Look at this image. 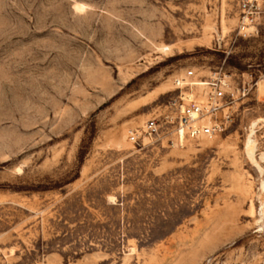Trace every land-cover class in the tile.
Wrapping results in <instances>:
<instances>
[{"label": "rangeland", "instance_id": "1", "mask_svg": "<svg viewBox=\"0 0 264 264\" xmlns=\"http://www.w3.org/2000/svg\"><path fill=\"white\" fill-rule=\"evenodd\" d=\"M84 5V8H79ZM238 0H0V264H264V14ZM226 72L214 139L135 145L174 79Z\"/></svg>", "mask_w": 264, "mask_h": 264}, {"label": "built area", "instance_id": "2", "mask_svg": "<svg viewBox=\"0 0 264 264\" xmlns=\"http://www.w3.org/2000/svg\"><path fill=\"white\" fill-rule=\"evenodd\" d=\"M240 33H252L264 14V0H238ZM177 93L166 108L141 125L129 126L127 139L135 145L160 142L169 147L187 142L214 139L221 135L233 119L231 112L239 93L231 77L217 71L200 78L194 69L186 70L174 79Z\"/></svg>", "mask_w": 264, "mask_h": 264}, {"label": "bare ground", "instance_id": "3", "mask_svg": "<svg viewBox=\"0 0 264 264\" xmlns=\"http://www.w3.org/2000/svg\"><path fill=\"white\" fill-rule=\"evenodd\" d=\"M79 8L83 9L84 5H81ZM257 126H258V123H257V121H255V122L252 123V125L250 127V133L248 134V139H247V143H246V150H247L249 156L252 158L253 162L256 163L257 166L259 167L258 169H260L263 172L264 168L253 157L254 156V150H255V144H256V141H255L254 137H255V134L257 132ZM261 161L264 162V153H263V155L261 157ZM262 188L264 189V182L262 184ZM262 211H263V214H264V209Z\"/></svg>", "mask_w": 264, "mask_h": 264}]
</instances>
